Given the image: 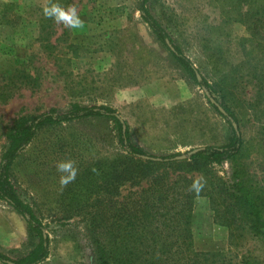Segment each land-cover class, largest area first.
I'll return each mask as SVG.
<instances>
[{"label": "rangeland", "instance_id": "1", "mask_svg": "<svg viewBox=\"0 0 264 264\" xmlns=\"http://www.w3.org/2000/svg\"><path fill=\"white\" fill-rule=\"evenodd\" d=\"M141 1L0 0V161L5 134L20 117L66 112L74 103L115 109L133 140L154 156L228 142L231 127L144 22ZM49 3L75 4L84 27L45 18ZM146 6L209 82L237 77L235 91L246 106L237 108L245 148L236 161L213 170L231 177L242 166L264 189V105L257 108L264 91L246 64L264 53L244 50L249 27L236 21L231 0H149ZM210 95L222 103L221 93ZM122 153L114 122L88 119L41 130L17 159L12 182L50 238V256L41 264H94L89 214L104 211L108 227L117 202L121 208L127 185L117 194L100 186ZM69 159L78 174L61 189L55 165ZM192 221L197 251L229 253L228 229L214 222L208 198L196 200ZM31 249L26 220L0 200V250L19 258ZM246 252L264 264V234L247 237L233 250L234 260L242 264Z\"/></svg>", "mask_w": 264, "mask_h": 264}, {"label": "trees", "instance_id": "2", "mask_svg": "<svg viewBox=\"0 0 264 264\" xmlns=\"http://www.w3.org/2000/svg\"><path fill=\"white\" fill-rule=\"evenodd\" d=\"M148 2L142 0L138 8L144 22L198 86L211 94L221 93L222 103L215 100L224 113L210 100L209 103L231 127L232 135L223 145H206L194 153L189 152L186 160L179 161L176 158L180 154H149L133 140L127 123L109 106L74 103L66 112L51 109L35 116L20 117L5 134L8 145L0 161V200L26 220L32 249L19 258H12L0 250L2 264H41L50 256L47 226L17 192L12 182L13 165L41 130L88 119L114 122L123 152L111 165V173L105 174V183L100 188L117 194L120 187L127 185L128 191L121 208H118L119 202L116 203L108 227L101 217L104 211L87 213L91 220L88 232L94 243V264H239L234 260L233 250L242 249L247 237L259 239L263 236L264 189L260 182L242 166L236 167L231 177L219 176L213 170L215 166L236 161L245 148L237 113V108L243 106L239 92L235 91L238 79L232 78L228 82L223 78L212 84L204 78L201 67L195 65L153 16L146 6ZM231 5L236 12V21L249 27L251 32L243 38L244 50L245 47L258 48L264 53V0H231ZM246 64L251 65L263 92L264 59L256 62V58H250ZM257 105V108L264 105V92L258 95ZM200 175L205 177L207 184L199 198L209 199L214 222L228 229L229 253L195 249L192 219L198 198L188 188L193 178ZM241 258L242 264H262L250 252Z\"/></svg>", "mask_w": 264, "mask_h": 264}, {"label": "clouds", "instance_id": "3", "mask_svg": "<svg viewBox=\"0 0 264 264\" xmlns=\"http://www.w3.org/2000/svg\"><path fill=\"white\" fill-rule=\"evenodd\" d=\"M43 15L45 18L52 19L58 24H63L69 29H82L84 21L80 18L75 4L67 7L61 6L58 3H49L43 7ZM60 175L61 189L75 181L78 174V168L72 160L58 161L55 165ZM95 171V169H93ZM207 181L203 175L193 178V182L189 185L188 191L194 193L199 198L200 193L206 187Z\"/></svg>", "mask_w": 264, "mask_h": 264}, {"label": "water", "instance_id": "4", "mask_svg": "<svg viewBox=\"0 0 264 264\" xmlns=\"http://www.w3.org/2000/svg\"><path fill=\"white\" fill-rule=\"evenodd\" d=\"M203 90L206 93V96L211 100V102L213 104H215L222 113H224L223 108L216 102V100L214 98H212V96L210 95V92L206 88H203ZM234 127L237 128V125H234ZM196 151H197V149H194V150H192V152L190 151V153H194ZM188 156H189V153L182 154V155L178 156L176 159L179 161L186 160L188 158Z\"/></svg>", "mask_w": 264, "mask_h": 264}]
</instances>
